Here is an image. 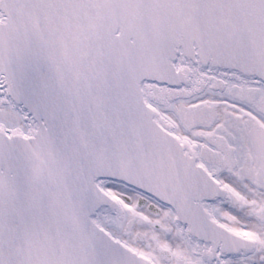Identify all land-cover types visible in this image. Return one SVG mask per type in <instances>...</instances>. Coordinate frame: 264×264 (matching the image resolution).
Returning <instances> with one entry per match:
<instances>
[{
	"label": "snow or ice",
	"instance_id": "1",
	"mask_svg": "<svg viewBox=\"0 0 264 264\" xmlns=\"http://www.w3.org/2000/svg\"><path fill=\"white\" fill-rule=\"evenodd\" d=\"M0 264H264V0H0Z\"/></svg>",
	"mask_w": 264,
	"mask_h": 264
}]
</instances>
